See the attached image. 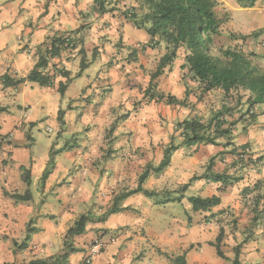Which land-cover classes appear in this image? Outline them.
<instances>
[{"label": "crops", "instance_id": "obj_1", "mask_svg": "<svg viewBox=\"0 0 264 264\" xmlns=\"http://www.w3.org/2000/svg\"><path fill=\"white\" fill-rule=\"evenodd\" d=\"M97 1L0 0V107L6 109L0 114V258L6 255L5 264H17L15 258L23 256L29 264L68 252L65 264H84L90 243L102 238L106 246L92 264H175L171 259L182 254L187 264H231L236 247L241 264H264V226L253 229L247 242L239 237L250 222L242 191L264 186V160L255 164L256 156L250 155L241 164L236 155L224 153L227 147L196 144L180 146L158 171L172 136L178 137L175 145L183 141L182 130L171 131L167 123L202 118V91L188 68H182V47L156 79V89L186 104L146 96L151 74L168 52L166 44L152 46L146 29L130 17L139 12L142 0H101L103 13L96 10ZM217 1L227 45L254 53L264 68V0L253 6H246L249 0ZM67 35L76 47L62 50L44 69L57 73L52 85L3 83L4 74L26 77L38 63L40 49ZM83 56L88 66L80 72ZM61 69L69 71V82L58 73ZM60 83H67L64 93ZM122 113L127 116L121 118ZM46 122L54 129L36 134ZM212 160L213 172L232 179L201 177ZM22 167L29 172V185ZM147 169L142 187L151 194L126 197L120 206L127 209L102 220L120 193L138 187ZM27 191L26 200L11 196ZM214 195L221 202L210 211H194L189 202L191 196ZM228 211L239 222L232 232L225 231L230 236L221 244L222 258L214 243L226 227L214 220ZM82 215L90 221L70 252L66 235ZM24 241L23 248L15 244ZM50 247L57 250L39 256Z\"/></svg>", "mask_w": 264, "mask_h": 264}, {"label": "trees", "instance_id": "obj_2", "mask_svg": "<svg viewBox=\"0 0 264 264\" xmlns=\"http://www.w3.org/2000/svg\"><path fill=\"white\" fill-rule=\"evenodd\" d=\"M255 1L256 0H249V5L246 6H253ZM217 5V0H143L142 9L146 8L147 11L139 18L135 13L130 15V17L135 20L138 28L146 29L151 37L152 46L162 41L166 44V48L168 49V52L161 58L157 70L151 74L150 84L145 91V95L149 96L150 99L165 101L167 104H186V100H179L175 96L157 91V86L154 83L162 74L163 68L177 58L178 50L183 47L185 48L186 56L185 64L182 65V68H188L193 79L198 82L202 94L217 89L221 90L226 95H229L233 91H243L244 94H247L246 100L251 107L255 105H264V68L254 61L255 54L246 52L242 48L232 46L221 48L218 55L214 54L212 51L216 37L222 34L221 26L223 21L218 18L216 14L215 8ZM96 10L99 13L106 11L101 0L97 1ZM148 23H150L149 27L146 25ZM232 36L233 35H230V38ZM243 38H245V36ZM66 42L65 36L54 37L49 43L51 44V49L48 48L49 44H46L42 50L40 49L39 61L26 77L12 79L7 74H4L2 76L3 83L5 85H17L25 81H31L37 82L41 86L52 85L57 73L50 75L45 73L44 69L47 67L50 59L58 56L62 50L69 48V44L66 45ZM73 47H76L75 42ZM87 66L88 62L83 56L80 63V72ZM58 73L67 77V82L70 81L69 71L61 69ZM66 86L67 83H60L59 90L61 93H64ZM5 110L4 107H0V114ZM221 113L219 114L218 112L215 119L207 122L199 117L178 122L177 129L182 130V144L175 145L171 142L165 148L164 159L157 167V170L162 171L168 166L171 154L180 146H191L196 144L221 145V138H230V126L234 123H228L225 118L220 119ZM254 118L255 115H253V119ZM59 120H62L61 111ZM227 124H229V126H226ZM212 162L213 160L208 167L207 173L201 177L211 178L217 182H226L232 179V176L226 173L213 172L211 169ZM22 170L24 171V181L29 185L31 183L29 172L25 167H22ZM149 173V169L143 172L140 176L137 188L120 193L116 197L114 204L101 219L104 220L110 214L127 209L126 207L120 206V201L132 194L143 191L145 194L150 195V191L144 190L142 187V183ZM46 174L47 172L44 174V177ZM196 178L198 177L194 176L193 179ZM257 186L258 184L253 187H245L242 191L243 195L256 190ZM187 187L188 184L184 185L183 188ZM11 196L17 200H26L30 197V193L29 191L24 195L14 193ZM189 202L192 204L194 211H210L213 207L220 204L221 199L216 195L206 198L191 196L189 197ZM89 221V215H82L76 220L74 225L68 229L65 246L70 252L76 250L73 248L74 238L86 232V226ZM224 234L225 230L221 228L216 242L214 243L218 255L222 258H225V254L221 249ZM26 240H29V235L26 237ZM15 244L20 248L26 245L25 241L21 245H18L17 242H15ZM239 254L240 249L236 247L235 258L232 260L231 264H241ZM67 255L68 252H65L49 260H32L29 264H65ZM171 260L175 262V264H187L185 254L178 255Z\"/></svg>", "mask_w": 264, "mask_h": 264}, {"label": "rangeland", "instance_id": "obj_3", "mask_svg": "<svg viewBox=\"0 0 264 264\" xmlns=\"http://www.w3.org/2000/svg\"><path fill=\"white\" fill-rule=\"evenodd\" d=\"M142 11L143 9L140 6L137 15H140L141 17ZM227 41L228 38H225L222 34L216 37V41L212 48L213 53L218 55L221 48H227ZM185 75L188 74L185 73ZM186 77L188 78L190 76ZM154 83L157 85L156 80ZM187 83L192 85L189 81H187ZM202 98H204L202 119H205V122L215 119L218 112L220 114L222 111L220 119L225 118L228 123H234L230 126V138L220 139L221 146L228 148L224 153L233 154L234 156L236 155V161L238 160L241 164L248 163L251 160L249 156L255 155L256 158L255 160L252 158V161L255 164L261 165L260 162L264 160V105H255L251 107L246 100L247 94H244L243 91H233L229 95H226L224 92L217 89V91L212 93H203ZM253 115H255L254 119ZM124 116L127 115L122 113L120 117L122 118ZM178 122L180 121H174V125L167 123V127L171 128V131L175 130ZM226 126H229V124ZM47 128L54 129L51 123L46 122L41 125L40 131L37 127L34 132L36 134L39 132L43 134ZM177 138L178 137L172 136L171 140L174 144L177 143ZM244 205L245 209H247V216L249 217L248 219L250 222L249 225L242 230L243 232H241V236H239L242 243L247 242L252 237L254 234L253 229L258 228L259 226H264V186L258 185L256 190L250 191L244 195ZM218 219L219 220L214 221L217 222L218 225L220 224V226L221 224L225 225V231L228 230V232H232V228L236 229L239 222L238 217L234 214L232 215L231 211L224 212L218 217ZM229 236L230 234L225 232L222 242H225L226 239L228 240Z\"/></svg>", "mask_w": 264, "mask_h": 264}, {"label": "built area", "instance_id": "obj_4", "mask_svg": "<svg viewBox=\"0 0 264 264\" xmlns=\"http://www.w3.org/2000/svg\"><path fill=\"white\" fill-rule=\"evenodd\" d=\"M65 38L67 41L66 45L69 44V48H72L74 45L73 38L69 35L65 36ZM48 48L51 49V44L48 45ZM111 240L113 241L114 238H112ZM105 246H106V242L102 238H98L92 241L90 245L88 246V250H87L88 253L85 256L84 264H92L95 257H97L103 252Z\"/></svg>", "mask_w": 264, "mask_h": 264}, {"label": "clouds", "instance_id": "obj_5", "mask_svg": "<svg viewBox=\"0 0 264 264\" xmlns=\"http://www.w3.org/2000/svg\"><path fill=\"white\" fill-rule=\"evenodd\" d=\"M56 250L57 249L56 248H53V247L40 250L39 251V256L40 257H43V258H46L48 255H51ZM15 259L17 261V264H27V260H28L27 257H23V256H18ZM6 260H7V256L5 255L2 258H0V264H5Z\"/></svg>", "mask_w": 264, "mask_h": 264}]
</instances>
